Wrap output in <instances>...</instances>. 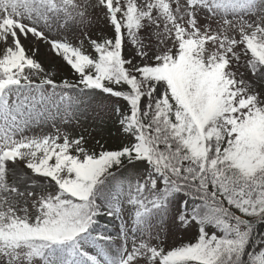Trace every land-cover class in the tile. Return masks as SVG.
I'll return each mask as SVG.
<instances>
[{"label":"snow or ice","instance_id":"obj_1","mask_svg":"<svg viewBox=\"0 0 264 264\" xmlns=\"http://www.w3.org/2000/svg\"><path fill=\"white\" fill-rule=\"evenodd\" d=\"M93 105L113 148L56 124ZM257 225L264 0H0V264H264Z\"/></svg>","mask_w":264,"mask_h":264},{"label":"rangeland","instance_id":"obj_2","mask_svg":"<svg viewBox=\"0 0 264 264\" xmlns=\"http://www.w3.org/2000/svg\"><path fill=\"white\" fill-rule=\"evenodd\" d=\"M231 18V17H229ZM107 30V25L104 23L102 19L96 20L92 25V35L95 33H103ZM53 35L59 34L62 37L72 38L75 34L73 32L64 33L63 31L57 33L53 32ZM76 43L79 41L76 40ZM42 53H46L45 48H41ZM41 59L44 61V66L49 71H56L57 75L55 78H57L60 75L61 68L65 69L66 67L61 64L60 61L53 60L52 64L48 63V57L47 55L42 56ZM67 70V69H66ZM243 71V69H241ZM73 112H77L75 108L72 109ZM83 106H81V109L79 112H77L79 125L82 127H78L77 121L72 120L70 124H65L60 118L56 119L57 126L61 127L62 130L71 131L72 129H75L77 133L81 131H85L89 134L88 138L90 140V143L92 145L97 144V141L103 144L108 143H115L119 141V137L116 132V127L112 124L111 120L108 118V116L103 112L100 111L98 106L93 105L86 114L81 115L80 112H83ZM53 113H55V109L53 108ZM64 114V110L61 109V116ZM52 121L48 120L46 124L43 125H32V133L39 134L40 132H49L52 131ZM30 133V134H32ZM111 227V226H110ZM116 230H118V224L116 227ZM115 234V233H113ZM187 236L182 231H175L173 230L171 233H169L166 237V243L167 244H178L181 241H186ZM264 240V237L263 239Z\"/></svg>","mask_w":264,"mask_h":264},{"label":"trees","instance_id":"obj_3","mask_svg":"<svg viewBox=\"0 0 264 264\" xmlns=\"http://www.w3.org/2000/svg\"><path fill=\"white\" fill-rule=\"evenodd\" d=\"M108 32H109V29H108V27H107V30H106L105 32H103V33H95V34H93V36H94V37H98V36L106 35V34H108ZM61 69H62V70L60 71V75L56 78L57 80H61V79H63V78L65 77V75L67 74V70H66V68H65V69L61 68ZM119 142H120V141L115 142V143H108V144H103V143H100V142H99V144H95V145H93V146H94V147L96 148V150L98 151L100 145H103V146L106 147V148H113V147H115ZM253 235H254V241H253V244H252L250 250H256L257 247L261 244V241H262V239H263V237H264V225H257V226L255 227V229H254V233H253Z\"/></svg>","mask_w":264,"mask_h":264}]
</instances>
